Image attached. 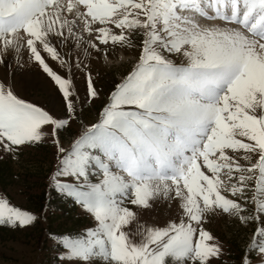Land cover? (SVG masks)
Listing matches in <instances>:
<instances>
[{"label": "snow or ice", "instance_id": "snow-or-ice-1", "mask_svg": "<svg viewBox=\"0 0 264 264\" xmlns=\"http://www.w3.org/2000/svg\"><path fill=\"white\" fill-rule=\"evenodd\" d=\"M9 58L54 87L45 106L0 80V155L50 144L46 200L86 221L48 231L55 264H219L220 215L250 232L233 264H264V0H0ZM114 59L129 69L98 85ZM157 203L171 214L143 219ZM47 214L0 193V226Z\"/></svg>", "mask_w": 264, "mask_h": 264}, {"label": "rangeland", "instance_id": "rangeland-1", "mask_svg": "<svg viewBox=\"0 0 264 264\" xmlns=\"http://www.w3.org/2000/svg\"><path fill=\"white\" fill-rule=\"evenodd\" d=\"M42 55L46 56L45 53ZM9 63L11 68L0 65V80L10 81L15 93L21 98L40 101L47 106L45 89L51 92L54 85H51L46 74L34 64L29 70L27 66L16 68L11 58ZM49 63L54 69H58L55 62L49 60ZM129 67L130 62L117 63L115 59L111 65L94 61L92 71L98 73L97 84L106 85L110 80L119 81ZM74 72L83 93L85 85L82 73L76 72L75 69ZM106 95L107 89L102 93L100 100L85 108L86 119L94 118ZM62 139L64 146L67 147L71 137L63 134ZM52 152L51 145L43 143L25 149L19 160L14 161L8 155H0V193H7L10 201L24 210H36L42 204L48 203L47 218H41L32 226L16 229L0 226V264H55L54 249L47 238L48 231L58 227L78 226L86 222L80 210L71 204L59 198H54L50 202L46 200ZM170 214L171 209L166 204L157 203L151 210L144 211L143 219L162 222ZM205 227L222 241L228 250V255L219 264H233L250 234L249 230L242 228L226 215L214 217Z\"/></svg>", "mask_w": 264, "mask_h": 264}]
</instances>
